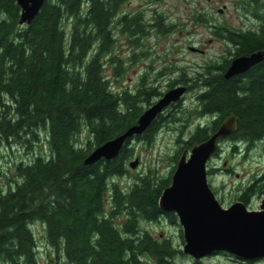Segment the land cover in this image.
Instances as JSON below:
<instances>
[{"label": "trees", "instance_id": "trees-1", "mask_svg": "<svg viewBox=\"0 0 264 264\" xmlns=\"http://www.w3.org/2000/svg\"><path fill=\"white\" fill-rule=\"evenodd\" d=\"M124 1L45 0L35 20L20 25L17 0H0V142L33 152L45 133L49 149L48 156L18 164L14 187L0 194V264H38L35 223L43 224L50 247L71 264H148L145 258L176 264L183 255L170 239L141 228L164 217L177 224L174 213L159 207L176 167L167 178L156 169L138 173L122 187L118 180L130 174L136 154L130 139L117 158L85 164L93 150L135 125L164 95L143 82L136 90H116L106 74L110 67L122 79L126 70L113 27ZM260 37L263 45L246 47L264 48V28ZM224 71L191 77L183 71L179 82L195 91V107L179 105L169 117L159 115L136 140L151 144L167 125L204 118L172 158L177 163L185 148L208 140L229 116L238 129L220 143L230 140L236 150L264 139V61L231 79ZM261 180L264 173L247 196ZM260 188L264 194V184Z\"/></svg>", "mask_w": 264, "mask_h": 264}, {"label": "rangeland", "instance_id": "rangeland-1", "mask_svg": "<svg viewBox=\"0 0 264 264\" xmlns=\"http://www.w3.org/2000/svg\"><path fill=\"white\" fill-rule=\"evenodd\" d=\"M172 2V0H170ZM227 11L223 17L218 16L220 20L229 21L235 25L240 24L239 13L230 0L228 3ZM179 18L180 16H175ZM184 18V17H182ZM115 37L119 40L116 45V53L124 59L125 73L122 79H116L114 77V71L112 68H107L106 74L111 77L112 85L116 90L133 89L135 81L137 80L136 72L132 73L128 69V53L129 46L125 39L122 37ZM175 38L177 41H174ZM173 37L155 36L147 41L144 49L146 50L147 57L144 58V62L140 61L145 68L149 64H156L155 70L161 71L163 67H169L173 64L185 69V73L188 77L194 76L199 64L205 63L210 58H219L223 54L225 48H227L224 42H209V35L207 30L203 26H198L195 33L186 36L185 33ZM170 39V41H169ZM191 46L196 48H202L206 53L200 54L195 52V48H189ZM175 59V60H174ZM176 61V62H172ZM167 72H170L168 70ZM183 71L175 74V78L178 79ZM166 74L165 79H160L156 85H161L163 90L174 80L170 78V74ZM186 88L185 93L181 97L180 101L175 105L168 107L164 113L165 116H170L180 110L181 108L193 109L195 107V91H188L187 86L179 85L176 88ZM172 90V89H171ZM170 91V90H169ZM167 92V91H166ZM163 93V91H162ZM145 108L148 106L145 104ZM148 109V108H147ZM180 117L179 114H176ZM199 120L206 122L204 118L194 120L191 125L186 124V121H180L167 125L158 134L155 141L151 144H146L136 138L130 139V147L135 149V156L128 163L130 174L126 178L119 179L118 182L122 187L129 186L133 182V178L138 173H148L150 169L157 170V176L159 178H167L170 176L177 163L172 161L175 154L184 148V141H187L188 137L194 132ZM41 141L34 146L33 152H28L24 147L9 145L7 143L0 142V194L6 192L10 187H14L16 178L14 177L16 166L21 162L29 163L33 160L36 154L49 155V149L45 133L42 134ZM84 144L87 141V136L84 134L80 138ZM218 155H214L208 163V172L217 171V174L209 176V184L214 191L217 199L222 206L228 208L234 203V199L239 194L238 190L242 187L250 185L251 181L260 178L261 173L264 171V143L251 147L248 150V145L238 144L235 150V145L232 141H224L220 143ZM139 161L135 169L130 167V163ZM222 169V171H221ZM260 196L253 199L250 206H247L249 210H259L261 205ZM142 230L149 231L155 238L164 239L168 238L172 241L173 245L180 250L184 248L183 231L179 222L172 224L164 217L157 223L142 222ZM32 231L37 242V259L38 264H55L58 260L61 264H71L67 261L62 251L50 247L46 239V231L41 223H35L32 225ZM59 258V259H58ZM148 264H154L150 258H145ZM176 264H193L195 261L188 255H179L176 258ZM200 264H241L235 257L226 255H212L201 260ZM251 264H264V260L256 261Z\"/></svg>", "mask_w": 264, "mask_h": 264}, {"label": "water", "instance_id": "water-1", "mask_svg": "<svg viewBox=\"0 0 264 264\" xmlns=\"http://www.w3.org/2000/svg\"><path fill=\"white\" fill-rule=\"evenodd\" d=\"M45 0H17L21 9L20 25H30L40 13ZM264 61V50L235 59L225 79L247 73ZM186 88L172 89L146 109L137 123L123 134L97 147L86 158V165L111 161L120 155L126 141L142 135L159 115L180 101ZM235 116H229L211 137L181 153L171 184L159 199L165 213H174L182 227L183 254L194 261L225 253L241 264L264 260V198L259 210H249L242 202L228 208L221 205L208 181V163L220 147V141L237 132ZM139 161L130 163L135 169ZM59 264V263H58Z\"/></svg>", "mask_w": 264, "mask_h": 264}, {"label": "flooded vegetation", "instance_id": "flooded-vegetation-1", "mask_svg": "<svg viewBox=\"0 0 264 264\" xmlns=\"http://www.w3.org/2000/svg\"><path fill=\"white\" fill-rule=\"evenodd\" d=\"M229 1L172 0L171 2L170 0H125L117 16L114 18L113 27L115 28L116 36L124 38L129 46L128 69L132 73L135 71L137 77L133 90H136L143 82L148 89H156L158 93L165 94L169 90L182 85L179 82L180 79H176L174 75L181 71L185 72V69L173 64L169 67H163L159 72L155 70L156 64H149L147 68L143 64H140V61L144 62V58L147 57L146 50L144 49L147 41L155 36H174L175 38L176 35L180 37V34L185 33L189 37L195 33L198 26H203L209 35V42L226 43L227 48H225L219 58H210L205 63L197 66L198 70L195 72L197 74H206L208 71L216 68L217 73L218 70L225 69L223 72V75H225L235 59L249 57L263 51L264 48L251 49L246 46L256 47L263 45L260 35L264 28V0H231L237 13H239V25L217 18V15L223 17L226 13ZM175 16L180 17L177 18ZM136 22H138V25ZM125 27L126 33L122 35L121 32ZM176 39L179 38H175L174 41H177ZM189 44V48L197 50L195 52L200 54L206 53L202 48L193 47L191 46L192 43ZM168 70L170 72H167ZM171 72L173 73L170 74V78L174 80L170 81L164 90L161 88V85H156L160 79H165L166 74ZM161 97L155 98L153 102L155 103ZM262 143H264V139L254 144V146ZM244 144L248 145L247 143ZM262 173L260 178H262ZM214 174H217V171L208 172V181L209 176L211 177ZM253 182L254 180L251 181V183ZM263 184L264 180L258 183L250 196H247L250 192L248 190L250 185L242 187L238 190L239 194L234 199V203L242 202L246 206H250L254 198L260 196L263 199V189L260 188ZM58 263L61 264L56 260L55 264Z\"/></svg>", "mask_w": 264, "mask_h": 264}]
</instances>
